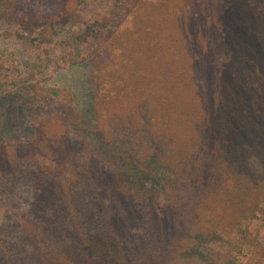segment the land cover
<instances>
[{
    "label": "trees",
    "instance_id": "obj_1",
    "mask_svg": "<svg viewBox=\"0 0 264 264\" xmlns=\"http://www.w3.org/2000/svg\"><path fill=\"white\" fill-rule=\"evenodd\" d=\"M79 2L0 0V23L14 25L29 46L49 45L59 28L83 24ZM187 3L201 21L173 28H188L180 54H155L135 37L129 45L141 51L128 56L124 72L94 64L92 128L69 105L63 110L72 122L49 118L27 142L4 141L15 127L0 126V192L27 179L36 200L20 234L0 236V264H213L210 236L255 218L264 200V0ZM107 23L86 25L75 38H96ZM23 90L14 112L25 118L46 96L33 85ZM151 111L161 118L134 128L126 119ZM143 145L149 158L138 155ZM183 186L209 198L210 213L189 225L179 220ZM218 208L224 214L216 216Z\"/></svg>",
    "mask_w": 264,
    "mask_h": 264
},
{
    "label": "rangeland",
    "instance_id": "obj_2",
    "mask_svg": "<svg viewBox=\"0 0 264 264\" xmlns=\"http://www.w3.org/2000/svg\"><path fill=\"white\" fill-rule=\"evenodd\" d=\"M79 1L77 11L83 24H69L59 28L49 45L29 46L16 37L14 25L0 23V88L4 91V97L0 100V126L8 123L15 127L12 128V134L4 141L27 142L33 138L35 126L49 118L62 117L63 114L65 120L72 122L68 113L63 110L66 105L71 108L73 106L76 113L78 112L82 117L79 120H84L86 125L92 128L98 117L96 112L90 111L95 90L92 81L94 64L98 68L106 65L108 69L124 72L128 67L125 65L128 63V56L141 51L135 45V47L130 46L135 37H140V41L150 45L153 53L172 58L173 54H180L179 52L183 51L182 36L188 33V28L184 31L183 26L178 30L173 28L176 29L178 22L181 24L189 22L190 17L199 18V22L201 21L198 13L193 14V6L187 3V0H138L139 2L135 4L126 3L124 0ZM36 2L34 4L40 8L48 5L45 1ZM96 21L108 22L107 28L96 27L93 33L96 38L89 37L85 42L75 38L86 25H92ZM213 68L214 65L211 69ZM29 85L37 87L46 98L37 96V99H42L41 102L29 105L30 111L26 112L28 116L23 118L14 112L15 106L22 103L17 90L21 88L24 92L23 87L27 89ZM150 90L152 96L155 89ZM182 91L185 97L187 90ZM28 93L32 96L31 91ZM7 95L9 98H5ZM10 98L13 101L10 102ZM155 99V97L153 100L149 98V101H152L151 110L155 108ZM191 102L194 104V100ZM142 116L139 112L126 119L130 120L128 123L134 128L136 125L140 127L136 121L144 123L149 118L153 121L161 118L158 113L152 111L151 116L149 114ZM18 118L23 123L19 127L17 125V128L15 124ZM70 132L72 140V131ZM133 138L134 136L128 143L130 146L133 145L131 144ZM148 141L150 143V139ZM149 146L153 148L150 144ZM80 147L79 145L78 149ZM141 149L138 155L145 154L149 158L147 147L143 145ZM255 161V168L260 172L263 171L260 162ZM41 163L49 165L50 161L43 160ZM161 170L158 165L156 171L160 175ZM71 180L70 174L69 182ZM27 181V179L22 180L13 192L10 191L9 186L5 192L4 190L0 192V236L4 235L10 239L13 234H20L21 228H24L25 225H21V220L27 219L31 222V210L36 206V200L31 186L25 185ZM53 192L56 196L55 191ZM201 193L198 191L193 194L186 190L185 186L179 189L181 223L192 224L193 215L210 213L206 209L209 198ZM59 196L61 197L60 194L58 198ZM60 200L56 199L58 203ZM107 203L111 208L112 201L107 200ZM41 208L43 211L46 208L45 204ZM220 213L224 214L221 208L214 211L216 216ZM219 235L220 237L210 236L209 244L206 246L212 255L213 264H264V200L260 203L255 218L236 225L230 234Z\"/></svg>",
    "mask_w": 264,
    "mask_h": 264
}]
</instances>
